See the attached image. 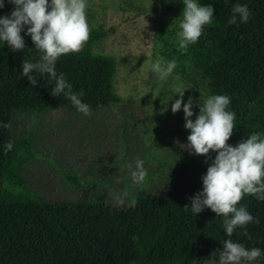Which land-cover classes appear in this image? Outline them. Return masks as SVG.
I'll list each match as a JSON object with an SVG mask.
<instances>
[{
    "label": "trees",
    "instance_id": "16d2710c",
    "mask_svg": "<svg viewBox=\"0 0 264 264\" xmlns=\"http://www.w3.org/2000/svg\"><path fill=\"white\" fill-rule=\"evenodd\" d=\"M165 0L162 12L174 10ZM214 8L212 23L206 25L196 43L181 51L172 31L160 24L156 37L162 43L165 61L176 60L197 70L207 82L209 95H227L228 110L236 113V128L228 141L237 146L250 134L264 137V0H197ZM247 5L248 22L230 24L235 4ZM184 7H179L183 12ZM7 14V0L0 17ZM110 29L90 27V38L79 53L61 56L57 74H64L74 93L90 109L120 101L115 93L114 56L92 52L93 44ZM25 49L13 51L0 41V264H203L218 263L216 250L232 239L248 249H261V256L245 264H264V200L246 195V206L254 222L236 228L228 237L223 218L206 208L193 214L191 198L203 191L206 165L191 149L170 144L178 164L173 181L161 194L134 184L133 205L91 201H46L32 191L22 175V166L35 157L32 133L20 131L13 138L16 111L36 114L63 108L78 112L63 94L53 96L55 81L49 74L33 73L35 87L23 73V61L37 62L40 53L31 37ZM10 124L5 128L3 124ZM13 142L11 151L5 145ZM214 159L218 155L213 152ZM63 179L78 186L76 176L61 171ZM78 180V181H77Z\"/></svg>",
    "mask_w": 264,
    "mask_h": 264
},
{
    "label": "rangeland",
    "instance_id": "374dc122",
    "mask_svg": "<svg viewBox=\"0 0 264 264\" xmlns=\"http://www.w3.org/2000/svg\"><path fill=\"white\" fill-rule=\"evenodd\" d=\"M164 2L88 0L89 26L111 28L93 44L92 52L114 56L113 85L120 101L90 109L91 115L63 108L41 114L22 110L14 113L13 138L20 131H29L33 136L30 147L35 157L23 164L22 175L32 191L46 201L98 199L105 204L121 205L117 197L127 191L122 206L128 205L136 183L127 165L133 164L134 170L136 160L144 162L147 177L139 185L145 190L161 194L173 181L178 160L169 143L190 149V130L185 128L183 105L179 112L171 110V103L180 98H174L172 86L178 77L187 88L183 99L187 104L189 97L193 98V121L200 114V99L203 103L210 95L206 79L187 64L184 72L175 68L165 82L158 81L151 69L152 63L163 57L162 43L156 37L158 26L165 28V36L167 30H173L176 39L180 30L179 7H184L183 0H169L174 10L166 13L162 12ZM15 7L7 0L6 16ZM27 27L21 32L24 39L31 37ZM157 85L160 95L154 99ZM213 152L208 156L196 155L207 169L214 161ZM61 171L76 176L78 186L67 183Z\"/></svg>",
    "mask_w": 264,
    "mask_h": 264
},
{
    "label": "clouds",
    "instance_id": "9594fccd",
    "mask_svg": "<svg viewBox=\"0 0 264 264\" xmlns=\"http://www.w3.org/2000/svg\"><path fill=\"white\" fill-rule=\"evenodd\" d=\"M16 7L10 16L0 17V41L6 42L13 51L24 50L25 41L21 32L27 27V35L39 53V60L35 63L23 61V75L27 76L31 85L35 87L38 79L33 73L49 74L55 81L52 95L58 97L63 94L76 107L77 111L91 115L90 106L80 99L82 93H74L72 86L67 82L64 74H57L56 63L61 56L79 53L90 38V26L87 20L88 0H8ZM184 8L179 20V31L176 33L177 46L186 52L190 44L196 43L203 33L206 25L212 23L214 8L204 6L197 0H183ZM5 0H0V9L4 8ZM230 24L248 22L250 11L247 5L235 4L232 8ZM177 67L176 60L165 61L158 58L151 65L158 81L165 82ZM172 91L174 98H180L171 103L173 113L179 112L183 105L185 113V128L190 130L188 148L195 155L208 156L210 152H217L212 164L208 167L206 175L202 177L203 191L191 198L193 214L198 215L206 208L211 209L223 218V228L228 237H231L236 228H245L254 222V217L246 206L240 202L246 195L255 196L264 200V137L259 133H252L246 140L237 146H230L228 141L236 128V113L229 111L231 103L227 95H210L198 104L200 114L193 121V98L189 97L184 103V94L187 88L176 78ZM157 85L154 99L160 94ZM202 97V96H201ZM173 100V99H172ZM171 100V101H172ZM164 103V100L162 101ZM165 104V103H164ZM167 107H165V110ZM5 128L10 124H3ZM13 142L5 145V152L11 151ZM131 172L133 183L140 184L147 177L142 160L127 165ZM118 196L117 201L123 205L124 197ZM134 205L135 200L131 201ZM223 250H216L212 255H218L219 264H242L253 262L261 256V249H248L241 243L232 239L222 241Z\"/></svg>",
    "mask_w": 264,
    "mask_h": 264
}]
</instances>
